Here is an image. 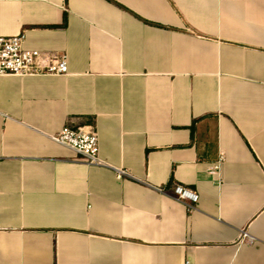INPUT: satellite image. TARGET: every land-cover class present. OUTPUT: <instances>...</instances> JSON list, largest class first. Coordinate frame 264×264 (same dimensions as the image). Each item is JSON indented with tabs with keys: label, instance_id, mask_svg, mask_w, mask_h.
I'll use <instances>...</instances> for the list:
<instances>
[{
	"label": "crops",
	"instance_id": "crops-1",
	"mask_svg": "<svg viewBox=\"0 0 264 264\" xmlns=\"http://www.w3.org/2000/svg\"><path fill=\"white\" fill-rule=\"evenodd\" d=\"M18 33L68 72L0 75V264H264V0H0ZM87 124L104 165L52 138Z\"/></svg>",
	"mask_w": 264,
	"mask_h": 264
},
{
	"label": "built area",
	"instance_id": "built-area-1",
	"mask_svg": "<svg viewBox=\"0 0 264 264\" xmlns=\"http://www.w3.org/2000/svg\"><path fill=\"white\" fill-rule=\"evenodd\" d=\"M68 72V58L65 53L48 54L40 49L24 46V34L0 35V75H30V74H64ZM52 138L70 146L83 156L89 164L104 165L99 157V138L93 125L64 126ZM220 160L211 167L216 173ZM117 176L127 174L125 169H117ZM174 198L182 201L188 211L194 209L199 201V193L182 184H175L170 192ZM242 238H247V232L242 230ZM252 242L251 238L247 239Z\"/></svg>",
	"mask_w": 264,
	"mask_h": 264
}]
</instances>
